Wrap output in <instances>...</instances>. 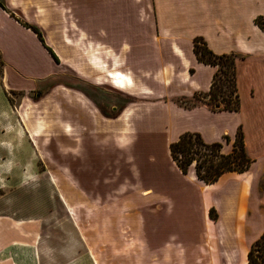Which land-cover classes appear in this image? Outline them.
<instances>
[{"label":"rangeland","instance_id":"1","mask_svg":"<svg viewBox=\"0 0 264 264\" xmlns=\"http://www.w3.org/2000/svg\"><path fill=\"white\" fill-rule=\"evenodd\" d=\"M28 1L17 0L20 7ZM39 1L43 5L34 17L57 61L43 62L33 42L28 60L36 68L14 70L16 77H8L14 88L0 81L2 206L8 209L13 203L19 217L35 222L43 250L48 246V255L53 252L55 259L60 256L64 261L51 264H164L160 258L164 243L175 259L174 245H183V263L193 264L190 244L204 234L203 197L195 183L178 173L167 150L183 128L184 116L163 108L165 99L155 100L157 95L127 97L125 90L111 86L106 74L121 71V60L115 63L118 58L110 53L104 34H46L52 17L46 13V0ZM56 10L61 6L54 9L57 18ZM196 45L201 47L200 42ZM158 63L157 59L148 67ZM93 65L106 69L99 72ZM142 82L154 94L160 89L150 79ZM216 86L222 97L233 100L228 74L219 73ZM197 99L176 103L189 106ZM122 106L132 108L126 122L132 136L127 151L114 139L127 111L120 113ZM46 136L50 142L42 147ZM132 167L153 198L133 191L137 180ZM122 190L128 193L121 195ZM233 226L235 233L226 238L224 250L231 254V264H241L254 239L245 241L250 234L240 220ZM133 239L136 242L129 244Z\"/></svg>","mask_w":264,"mask_h":264},{"label":"crops","instance_id":"2","mask_svg":"<svg viewBox=\"0 0 264 264\" xmlns=\"http://www.w3.org/2000/svg\"><path fill=\"white\" fill-rule=\"evenodd\" d=\"M3 1L0 81L14 88L8 80L9 76L16 77L14 70L23 66L29 70L36 68L34 57L33 66L28 60L33 42L34 52L43 55V62L54 61L38 40L35 43V34L8 14L42 33L43 26L34 16L43 2L30 0L20 7L17 0ZM45 3L48 17H52L46 25V34L51 31L104 34L110 53L118 58L115 63L121 60L119 70L131 78L132 85L123 89L127 97L157 95L155 100L165 99L161 103L163 108L184 116L183 128L174 139L184 132H196L205 143L218 142L221 153L226 154L231 150L236 130L240 132L244 154L250 160L245 171L225 172L211 184L196 180L192 169L180 173L198 186L203 197L204 234L190 244L191 262L231 264L233 258L224 245L226 238L235 233V221L240 220L245 232L250 234L245 241L255 240L264 232V31L253 23L256 16H264V0H46ZM60 6L62 10H56L57 19L54 9ZM196 38L215 55L235 56L236 111H211L204 102L193 106L176 103L194 95L206 100L204 96L217 69L196 60L192 52ZM157 59L155 68L148 67V63ZM144 79L157 84L160 88L157 94L144 85ZM124 110L132 112L131 107L122 106L120 113ZM11 204L6 209L0 202V264L64 262L60 256L55 259L53 252L48 255V246L43 250L35 222L19 217ZM209 209L214 213L213 219L208 216ZM144 244L149 247L146 241ZM165 245L160 254L162 262L182 264L185 247L174 245L175 259ZM85 258L81 256L80 260ZM244 263L245 254L241 264Z\"/></svg>","mask_w":264,"mask_h":264},{"label":"trees","instance_id":"3","mask_svg":"<svg viewBox=\"0 0 264 264\" xmlns=\"http://www.w3.org/2000/svg\"><path fill=\"white\" fill-rule=\"evenodd\" d=\"M0 8L5 9L3 0H0ZM8 14L20 25L30 29L53 61H57L54 52L44 44L42 33L38 28L23 22L12 13ZM253 23L260 30L264 31V16H256L253 19ZM196 42H200L201 47L197 46ZM192 52L198 62L216 66L217 69L212 76L209 90L204 96L206 100L203 101V97L200 95H194L192 98L198 99L190 106L204 102L209 106L211 111H236L238 108V98L234 85L235 56L233 54L215 55L198 38L193 40ZM1 66L2 61L0 58V68ZM219 73L224 76L228 74L231 78L234 91L232 101L220 95L222 93L221 87L216 86ZM167 150L170 161L181 174H186L189 169H192L195 179L204 184L215 182L225 172L241 173L250 164V160L244 154L241 135L238 130L234 134L231 150L226 154L220 152V144L218 142L205 143L196 132L181 133L175 141L168 144ZM244 264H264V232L248 246Z\"/></svg>","mask_w":264,"mask_h":264},{"label":"bare ground","instance_id":"4","mask_svg":"<svg viewBox=\"0 0 264 264\" xmlns=\"http://www.w3.org/2000/svg\"><path fill=\"white\" fill-rule=\"evenodd\" d=\"M92 67L99 72L104 71L106 69L105 66L93 65ZM112 67L114 68V66H112ZM106 77H107L109 83L111 84V86H113L115 89H118V90H123V89L128 88L132 85L131 78L126 73H123L121 71H117V70L112 71L111 70V71L107 72ZM129 116H130V113L128 111H126V113L124 114L122 119L119 121V128H121V130L119 132L115 133V136H114V139H115L117 146L119 148H121L122 150H126V151H127L128 147L130 146V144L132 143V136L130 135V130L126 125V122H127ZM41 131L42 130H40V129L37 131L35 130V134L33 135V141L34 142H37L38 134L41 133ZM65 136H70V133L68 131H66ZM49 142H50V140L46 136V138H44L42 140L41 146L42 147L46 146L47 144H49ZM131 170H132L131 173H132L133 180H135V181L137 180V186H135V188H133V191H138L141 196H148L150 198H153L154 196L151 197V195H150L151 192L149 191V189H147L148 187L140 182L139 175L137 173L138 171L136 170V168L132 167ZM139 182H140V185H139ZM149 182H151V181H149ZM143 186H145L147 188H145ZM119 193L121 195H125L128 193V191L122 190V191H119ZM127 204H130V203L128 202ZM134 242H136L135 239H133V241L129 242V244H132ZM139 243H140V241H139Z\"/></svg>","mask_w":264,"mask_h":264}]
</instances>
